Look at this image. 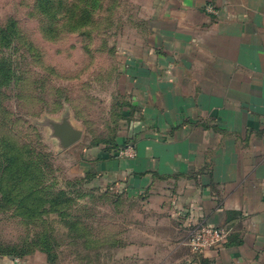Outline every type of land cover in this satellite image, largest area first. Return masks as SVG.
<instances>
[{"label":"crops","instance_id":"obj_1","mask_svg":"<svg viewBox=\"0 0 264 264\" xmlns=\"http://www.w3.org/2000/svg\"><path fill=\"white\" fill-rule=\"evenodd\" d=\"M150 6L126 48V115L116 138L136 154L89 148L81 174L127 202L118 206L125 234L117 259L264 264V0ZM195 220L226 229L221 246L193 252Z\"/></svg>","mask_w":264,"mask_h":264},{"label":"rangeland","instance_id":"obj_2","mask_svg":"<svg viewBox=\"0 0 264 264\" xmlns=\"http://www.w3.org/2000/svg\"><path fill=\"white\" fill-rule=\"evenodd\" d=\"M150 7V0H0V67L13 72L0 80V257L124 263L118 206L127 202L81 174L89 148L111 151L108 141L121 135L126 48ZM65 117L83 130L68 148L53 127ZM9 162L19 168L14 175Z\"/></svg>","mask_w":264,"mask_h":264},{"label":"built area","instance_id":"obj_3","mask_svg":"<svg viewBox=\"0 0 264 264\" xmlns=\"http://www.w3.org/2000/svg\"><path fill=\"white\" fill-rule=\"evenodd\" d=\"M207 10L212 13L219 12L213 4H208ZM118 151L120 155L124 156L136 154L135 146L132 143L124 144ZM226 237L227 231L223 227L210 222L195 220L190 225L188 245L193 252L200 253L206 249L221 246Z\"/></svg>","mask_w":264,"mask_h":264},{"label":"water","instance_id":"obj_4","mask_svg":"<svg viewBox=\"0 0 264 264\" xmlns=\"http://www.w3.org/2000/svg\"><path fill=\"white\" fill-rule=\"evenodd\" d=\"M53 127L64 148L74 145L83 137V130L77 128L67 117L62 122H55Z\"/></svg>","mask_w":264,"mask_h":264},{"label":"trees","instance_id":"obj_5","mask_svg":"<svg viewBox=\"0 0 264 264\" xmlns=\"http://www.w3.org/2000/svg\"><path fill=\"white\" fill-rule=\"evenodd\" d=\"M88 11H90V10H88ZM0 71H1V73H0L1 74V76H0V80L1 81H5L6 76H4V73L7 74L6 71L11 73L10 76H9L10 81L13 80V74H12L13 72H11V70H8L6 68L0 67ZM108 142H113L114 144H116L115 145V150H119V148L121 147V145L123 146L124 144H127V141L122 142V143L119 144L116 139H111ZM12 150H14L15 152H17V149H16V147L14 145L12 146ZM11 156H12V158H15V156L13 154ZM12 164H14V162H9L7 164V166L9 168V173L11 175H14L15 173H17L19 171V168L18 169L15 168V166H13Z\"/></svg>","mask_w":264,"mask_h":264}]
</instances>
